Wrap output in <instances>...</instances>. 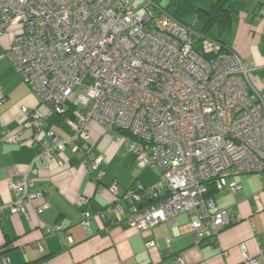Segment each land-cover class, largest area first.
Segmentation results:
<instances>
[{
	"label": "built area",
	"instance_id": "1",
	"mask_svg": "<svg viewBox=\"0 0 264 264\" xmlns=\"http://www.w3.org/2000/svg\"><path fill=\"white\" fill-rule=\"evenodd\" d=\"M136 1L0 0V37L15 29L9 61L43 107L60 116L73 108L64 117L69 139L47 129L38 108L22 106L24 125L38 135L37 159L71 148L85 154L93 180L103 177L104 158L89 146L90 126L101 125L133 152L139 168L157 169L160 177L152 187L137 182L124 192L113 183V204L94 216L120 222L125 204L128 223L139 231L186 216L197 244H215L237 220L209 190L238 192L235 178L264 173V76L256 84L260 68L210 37L197 34V51L191 28L151 0ZM4 100L0 88V106ZM5 136L18 140L0 128V139ZM35 182L29 175L14 182L18 200L0 203V216L25 213L41 197ZM94 216L85 212L83 225L90 227ZM46 230L72 242L62 225ZM242 249L243 264H264L263 248L258 258Z\"/></svg>",
	"mask_w": 264,
	"mask_h": 264
},
{
	"label": "crops",
	"instance_id": "2",
	"mask_svg": "<svg viewBox=\"0 0 264 264\" xmlns=\"http://www.w3.org/2000/svg\"><path fill=\"white\" fill-rule=\"evenodd\" d=\"M166 1L168 5L172 0ZM258 1L251 16L253 40L257 42L252 47L256 51L252 63L264 76V15ZM139 2V6L144 4ZM11 40V33L0 37V88L5 96L0 106V128L18 140L10 141L7 136L0 139V203L8 205L18 200L11 185L25 175L36 180L35 189L41 197L30 203L25 213L0 216V264H180L181 256L184 264H243L242 245L251 257H259L264 249V173L235 178L242 185L238 192L228 189L213 194L217 207L237 220L220 232L215 244L206 240L197 244L187 230L186 216L178 217L174 224L162 223L145 231L130 226L125 204L120 222L95 217L98 211L113 204L109 191L113 183L121 192L137 182L152 187L158 183L160 172L149 167L137 170L133 152L99 124L90 126L89 146L95 156L104 158L100 180L90 176L85 154L71 148L44 161L37 159L33 143L38 135L24 125L28 117L22 106L40 109L44 126L62 138H71L72 131L65 118L40 104L9 61L6 50ZM30 168L37 169V174L29 172ZM44 204H49V208L39 212ZM85 212L94 216L88 228L82 223ZM56 225L67 230L72 242L67 243L56 232H47L46 227ZM149 241L158 245L149 247ZM38 244L44 247L43 252Z\"/></svg>",
	"mask_w": 264,
	"mask_h": 264
},
{
	"label": "trees",
	"instance_id": "3",
	"mask_svg": "<svg viewBox=\"0 0 264 264\" xmlns=\"http://www.w3.org/2000/svg\"><path fill=\"white\" fill-rule=\"evenodd\" d=\"M209 5H198L197 0H172L165 9L170 15L182 24L192 29L193 38L197 51L200 52L199 42L202 40L198 35L210 37L221 42L224 46L229 45V41L233 35L234 19L246 8V0H208ZM258 6H264V0L258 1ZM194 13L198 21V27L192 28L187 22L189 15ZM13 36V30L8 31ZM198 34V35H197ZM73 108L70 107L65 116H70ZM90 176L92 174L90 173ZM41 193V192H40ZM213 189L209 190L208 196L213 195ZM7 215V214H5ZM5 215H1L5 218Z\"/></svg>",
	"mask_w": 264,
	"mask_h": 264
},
{
	"label": "rangeland",
	"instance_id": "4",
	"mask_svg": "<svg viewBox=\"0 0 264 264\" xmlns=\"http://www.w3.org/2000/svg\"><path fill=\"white\" fill-rule=\"evenodd\" d=\"M140 0L136 1V6H139ZM143 1V0H141ZM153 1V0H152ZM154 2V1H153ZM160 4L156 5L159 7H165L167 5L166 0H158ZM247 5L246 9L240 13V15H237L234 19L233 24V35L230 39V47L234 50V52L243 60L246 62L252 63V61L255 60V54L256 51L254 49L252 50V47L256 45V41L253 40L254 32L251 30V16H252V10L256 3V0H246ZM198 5H209L208 0H197ZM187 22L191 25L192 28L198 27V21L196 19V15L192 13L188 16ZM15 32V29L13 30ZM263 72L259 73L257 76L253 77V80L256 84L259 85V80L262 78ZM137 170L139 167H136Z\"/></svg>",
	"mask_w": 264,
	"mask_h": 264
}]
</instances>
